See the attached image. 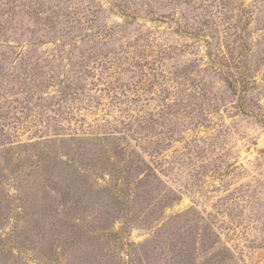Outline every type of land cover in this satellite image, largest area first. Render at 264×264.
Returning a JSON list of instances; mask_svg holds the SVG:
<instances>
[{
    "label": "rangeland",
    "instance_id": "1",
    "mask_svg": "<svg viewBox=\"0 0 264 264\" xmlns=\"http://www.w3.org/2000/svg\"><path fill=\"white\" fill-rule=\"evenodd\" d=\"M0 264H264V0H0Z\"/></svg>",
    "mask_w": 264,
    "mask_h": 264
}]
</instances>
